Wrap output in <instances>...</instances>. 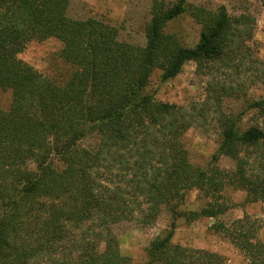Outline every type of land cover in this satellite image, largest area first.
Wrapping results in <instances>:
<instances>
[{
    "label": "trees",
    "instance_id": "trees-1",
    "mask_svg": "<svg viewBox=\"0 0 264 264\" xmlns=\"http://www.w3.org/2000/svg\"><path fill=\"white\" fill-rule=\"evenodd\" d=\"M70 1L0 0V91L9 94L0 109V264H131L114 229L151 225L164 210L169 230L149 242L144 264H224L218 255L172 243L179 219L201 218L214 220L213 231L246 264H264L256 221H218L228 210L226 188L264 204V96L243 94V110L227 114L218 102L239 88L217 85L193 113L145 91L155 70L165 82L187 62L198 70L244 66L253 57L247 43L255 18L230 15L224 5L196 7L190 16L200 31L188 48L165 32L184 14L183 0H152L145 44L138 46L120 41L102 21L70 18ZM50 38L60 42L69 68L58 79L19 58L29 43ZM251 70L264 85V61L256 59ZM247 114L251 124L242 128ZM209 115L220 142L205 167L194 166L182 138ZM221 158L232 168L220 167ZM192 190L204 205L181 210Z\"/></svg>",
    "mask_w": 264,
    "mask_h": 264
},
{
    "label": "rangeland",
    "instance_id": "rangeland-1",
    "mask_svg": "<svg viewBox=\"0 0 264 264\" xmlns=\"http://www.w3.org/2000/svg\"><path fill=\"white\" fill-rule=\"evenodd\" d=\"M178 0H166L173 5ZM261 0H183L185 12L173 20L166 27L167 34L174 35L181 45L193 48L197 41L200 26L192 19L193 9L201 8L215 11L224 5L230 15H240L249 12L255 22L252 35L247 43L252 49L253 57L250 62L236 69L224 68L215 65L214 68L198 70L193 62H187L180 73L173 79L162 82L160 71L155 70L146 87V93L151 94L158 102L176 104L192 111L198 109L212 99V90L217 85L237 90L233 94H223L218 102L224 113L237 114L243 110L241 95L246 98L259 99L264 96V85L252 74L255 60L264 61V10ZM152 0H71L67 15L72 19L84 20L94 18L115 27L119 32V40L143 46L145 44L144 28L150 18ZM61 44L50 38L42 42L29 43L19 58L30 64L39 73L47 78L65 76L69 68L60 59ZM211 67V66H208ZM236 93V94H235ZM221 95V92H220ZM240 96L241 99H237ZM212 101V100H211ZM9 103V94L0 91V109H6ZM206 120L198 118L197 122L183 135V143L188 152L190 162L194 166L205 167L211 156L216 152L220 142L217 124L209 115ZM251 124L250 114L242 120V128ZM218 165L225 169L232 168L231 161L221 158ZM223 196L228 210L218 221L229 224L232 220L249 217L259 225L257 238L264 243V204L246 201L244 192L226 188ZM205 203L202 195L192 190L186 196L181 210L197 211ZM214 220L201 218L194 222L179 219L174 230L172 243L192 249H201L218 255L224 264H246L242 255L220 234L212 229ZM170 216L164 210L160 217L151 225L145 226L135 222L123 223L114 229L119 241V249L123 256L130 258L131 264H144V249L156 236L163 235L169 230Z\"/></svg>",
    "mask_w": 264,
    "mask_h": 264
}]
</instances>
